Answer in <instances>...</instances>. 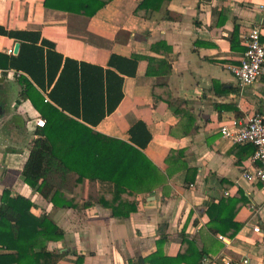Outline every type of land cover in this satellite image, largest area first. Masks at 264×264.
I'll list each match as a JSON object with an SVG mask.
<instances>
[{"label":"crops","instance_id":"crops-1","mask_svg":"<svg viewBox=\"0 0 264 264\" xmlns=\"http://www.w3.org/2000/svg\"><path fill=\"white\" fill-rule=\"evenodd\" d=\"M43 1L0 0V54L19 53L26 42L19 33H39L36 45L43 49L44 71L35 72L33 78L18 72L53 105L57 100L50 92L65 59L82 64L79 88L87 99L80 98L78 106L72 100L69 107L87 111L94 120L101 112L104 116L96 122L75 119L126 142L133 138L143 142L145 129L150 139L143 152L165 175L159 186L137 196V210L125 218L112 216L110 209L97 203L84 207V200L76 208L54 207L21 175L30 145L38 137L35 119L42 117L29 99L20 96V75L9 78L0 72V167L4 170L0 196L7 188L13 196L30 199L33 214H48L63 230L62 241L45 243L61 255L57 264H73V253L83 255V264H132L134 258L155 251L160 236L167 237L164 254L175 256L182 234L206 252L200 264H264V183L252 184L241 177L253 153L220 133V127L230 125L233 118L264 116V73L241 89L228 68L243 53L230 47L234 27L240 45L245 46L244 36L251 27L260 29L264 41V0H166L145 16L134 14L141 0H112L91 17L46 8ZM41 39L54 48L41 44ZM17 42L20 46L14 53ZM48 49L52 53L47 55ZM4 62L0 57V70H5ZM97 69L100 75L95 77L91 72ZM65 73L56 91L68 115V95L76 93L68 85V68ZM136 123L142 124V132L132 138ZM171 151L177 152L168 158ZM93 186L101 187L98 182ZM88 189L84 178L83 197ZM239 189L250 200L234 217L241 228L234 237L212 233L208 203ZM254 226L260 231L254 232Z\"/></svg>","mask_w":264,"mask_h":264},{"label":"trees","instance_id":"trees-1","mask_svg":"<svg viewBox=\"0 0 264 264\" xmlns=\"http://www.w3.org/2000/svg\"><path fill=\"white\" fill-rule=\"evenodd\" d=\"M111 1L44 0L43 4L46 8L91 17ZM164 1L166 0H141L134 14L145 16L151 10H158ZM18 35L24 37L26 42L21 43L16 56L9 57L0 54L5 61L4 69L13 68L33 78L35 72L44 71L43 49L36 45L39 33L22 32ZM41 44L49 49L54 48V44L45 39H41ZM230 47L232 50L242 52L246 49V46L240 45L238 40L237 26L234 27L230 36ZM49 49L46 52L47 55L52 53ZM58 59L60 61L61 56ZM81 66L82 64L78 65L76 61L65 59L50 92V95L57 100V102L54 101L55 105L45 101L26 76H19L20 96L29 99L45 120L44 126L39 127L38 137L30 145L21 175L26 184L45 199H49L54 207L76 208L79 202L84 200V207L97 203L110 209L112 216L125 218L137 210V196L151 192L165 180V175L143 152L144 146L150 139L149 133L143 130L145 136L143 142L138 138H133L135 132L141 134V123H136V127L133 126L135 127L132 130L133 140L126 142L98 133L77 120L86 118V120L96 122L104 116V112H101L94 120L87 116V111L83 110L80 113L69 107L72 100L78 106L80 98L87 99V94H83V90L79 88L78 76ZM71 67H74L72 73L70 72ZM67 68L68 85L74 86L76 93L73 95L71 91V95H68V115L65 113L67 106L57 98L56 91V88L63 85L61 83L66 78ZM56 70L52 72L53 76ZM98 71L99 69L93 70L91 74L96 77L100 72ZM52 79L53 77L50 78ZM118 80L121 81V78ZM116 104L110 105L107 112H111ZM168 104H171V101H168ZM174 111L177 112V110ZM243 148L250 153H253L255 149L251 143L243 144ZM176 152L171 151L168 158ZM84 178L89 184L87 197H83L81 191ZM97 182L101 187L96 190L93 185ZM249 201L241 189L232 196L220 198L217 203L211 200L207 207L208 229L214 234L222 231L234 237L241 228V224L234 221V217L238 210ZM32 206L30 199L20 194L13 196L7 188L2 190L0 196V264H57L60 260L61 255L48 250L45 243L62 241L63 230L48 214L43 213L39 216L33 214ZM166 238L160 236L156 241L155 251L146 256L134 258L132 264H200L206 254L203 249L197 247L193 238L182 234L178 253L175 256L165 255L163 245ZM73 254L75 255L73 264L84 263L82 254Z\"/></svg>","mask_w":264,"mask_h":264},{"label":"built area","instance_id":"built-area-1","mask_svg":"<svg viewBox=\"0 0 264 264\" xmlns=\"http://www.w3.org/2000/svg\"><path fill=\"white\" fill-rule=\"evenodd\" d=\"M260 37V29L251 27L244 36L246 49L242 57L238 63L228 67L241 89L256 83L264 73V41H261ZM0 72H5L9 78L20 75L18 71L11 69L0 70ZM44 124V119L40 117L35 119V126L43 127ZM220 133L232 144L251 143L255 147L250 159L251 164L241 171V177L252 184L264 183V116L252 114L246 115L241 120L233 118L230 125L224 124L220 127ZM253 231L259 232L260 229L254 226ZM218 238L225 241L222 235H218ZM225 263L228 264L226 261Z\"/></svg>","mask_w":264,"mask_h":264},{"label":"water","instance_id":"water-1","mask_svg":"<svg viewBox=\"0 0 264 264\" xmlns=\"http://www.w3.org/2000/svg\"><path fill=\"white\" fill-rule=\"evenodd\" d=\"M19 46H20L19 42H17V43L14 45V49H13V52H14V53H17V51H18V49H19ZM1 104H2V98H1V96H0V114H1Z\"/></svg>","mask_w":264,"mask_h":264},{"label":"flooded vegetation","instance_id":"flooded-vegetation-1","mask_svg":"<svg viewBox=\"0 0 264 264\" xmlns=\"http://www.w3.org/2000/svg\"><path fill=\"white\" fill-rule=\"evenodd\" d=\"M4 172L3 168L0 167V174L2 175Z\"/></svg>","mask_w":264,"mask_h":264}]
</instances>
